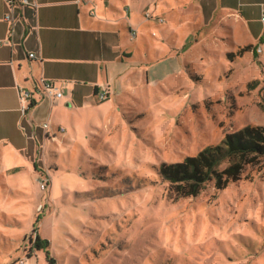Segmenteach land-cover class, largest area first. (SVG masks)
I'll list each match as a JSON object with an SVG mask.
<instances>
[{"label": "rangeland", "instance_id": "1", "mask_svg": "<svg viewBox=\"0 0 264 264\" xmlns=\"http://www.w3.org/2000/svg\"><path fill=\"white\" fill-rule=\"evenodd\" d=\"M114 2L130 56L78 96L37 97L29 165L0 171V264H264V156L176 201L159 173L264 126V24L231 26L199 0Z\"/></svg>", "mask_w": 264, "mask_h": 264}, {"label": "crops", "instance_id": "2", "mask_svg": "<svg viewBox=\"0 0 264 264\" xmlns=\"http://www.w3.org/2000/svg\"><path fill=\"white\" fill-rule=\"evenodd\" d=\"M211 4L231 26L246 27L254 19L264 24V0H199L205 16ZM115 5L114 0H0V171L15 172L29 165L28 153L34 146L30 127L44 101H53L39 80L34 81L33 71H40V80H62L61 88L54 86L63 89L58 98L67 99L70 94L78 96L79 82L98 81L100 72L106 76L108 65L130 56L117 42L125 26L114 20V13L120 12ZM134 11L129 6L124 11L129 32ZM37 97L45 100L38 102Z\"/></svg>", "mask_w": 264, "mask_h": 264}, {"label": "trees", "instance_id": "3", "mask_svg": "<svg viewBox=\"0 0 264 264\" xmlns=\"http://www.w3.org/2000/svg\"><path fill=\"white\" fill-rule=\"evenodd\" d=\"M252 48L247 45L240 48V51ZM93 93L97 95L96 86L93 87ZM252 156H264V126L246 125L240 130L227 133L219 143L202 148L196 155L184 157L179 162L162 163L159 173L168 184V197L171 201H176L195 197L212 180L215 181L216 188L225 187L230 181H237L243 163L248 162ZM223 162H227V166L219 169ZM41 243L42 240L37 236L36 247L39 248Z\"/></svg>", "mask_w": 264, "mask_h": 264}, {"label": "built area", "instance_id": "4", "mask_svg": "<svg viewBox=\"0 0 264 264\" xmlns=\"http://www.w3.org/2000/svg\"><path fill=\"white\" fill-rule=\"evenodd\" d=\"M11 1H14V0H11ZM23 2H27V0H23ZM11 17V14H8L5 16V19L8 20L10 19ZM261 21L264 22V16L261 17ZM29 58H34V55L33 54H29L28 55ZM39 86L40 88L46 93V96L48 98H58L60 97L61 95V92L54 86V83L51 82V81H47V80H39ZM104 97L101 96V97H97L99 100H102ZM26 106L23 105V108L25 110ZM45 127V125H44ZM44 185L43 183L40 184V189H44Z\"/></svg>", "mask_w": 264, "mask_h": 264}]
</instances>
